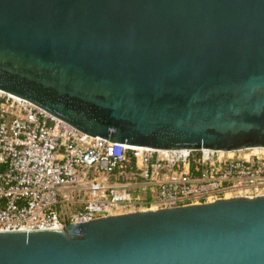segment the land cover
<instances>
[{"label": "water", "instance_id": "obj_1", "mask_svg": "<svg viewBox=\"0 0 264 264\" xmlns=\"http://www.w3.org/2000/svg\"><path fill=\"white\" fill-rule=\"evenodd\" d=\"M0 91L118 144L264 148V0H0ZM0 264H264V195L1 230Z\"/></svg>", "mask_w": 264, "mask_h": 264}, {"label": "built area", "instance_id": "obj_2", "mask_svg": "<svg viewBox=\"0 0 264 264\" xmlns=\"http://www.w3.org/2000/svg\"><path fill=\"white\" fill-rule=\"evenodd\" d=\"M262 195L264 148L118 144L0 91V231Z\"/></svg>", "mask_w": 264, "mask_h": 264}, {"label": "bare ground", "instance_id": "obj_3", "mask_svg": "<svg viewBox=\"0 0 264 264\" xmlns=\"http://www.w3.org/2000/svg\"><path fill=\"white\" fill-rule=\"evenodd\" d=\"M257 149H258V147H254V148H253V150H257Z\"/></svg>", "mask_w": 264, "mask_h": 264}]
</instances>
